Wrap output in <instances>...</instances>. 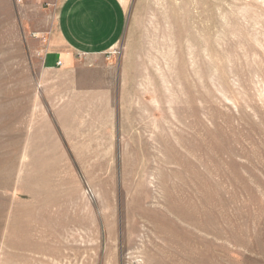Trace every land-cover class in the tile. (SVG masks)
Masks as SVG:
<instances>
[{"label": "rangeland", "instance_id": "374dc122", "mask_svg": "<svg viewBox=\"0 0 264 264\" xmlns=\"http://www.w3.org/2000/svg\"><path fill=\"white\" fill-rule=\"evenodd\" d=\"M121 1L72 55L0 0V264H264V0Z\"/></svg>", "mask_w": 264, "mask_h": 264}, {"label": "crops", "instance_id": "0c3cea01", "mask_svg": "<svg viewBox=\"0 0 264 264\" xmlns=\"http://www.w3.org/2000/svg\"><path fill=\"white\" fill-rule=\"evenodd\" d=\"M58 34L73 55L105 54L121 40L126 26V10L121 0H57ZM57 55V58L54 56ZM65 51L48 49L44 67L56 69Z\"/></svg>", "mask_w": 264, "mask_h": 264}, {"label": "built area", "instance_id": "2783aa9c", "mask_svg": "<svg viewBox=\"0 0 264 264\" xmlns=\"http://www.w3.org/2000/svg\"><path fill=\"white\" fill-rule=\"evenodd\" d=\"M16 1H17V2H24L25 0H16ZM63 1L67 2V1H69V0H63ZM57 64H58V65H62V64H63V62H62V60H61L60 58H59Z\"/></svg>", "mask_w": 264, "mask_h": 264}]
</instances>
